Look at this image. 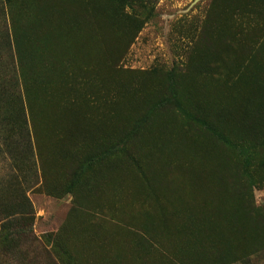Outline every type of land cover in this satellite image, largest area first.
I'll return each instance as SVG.
<instances>
[{
	"label": "rangeland",
	"instance_id": "rangeland-1",
	"mask_svg": "<svg viewBox=\"0 0 264 264\" xmlns=\"http://www.w3.org/2000/svg\"><path fill=\"white\" fill-rule=\"evenodd\" d=\"M0 264H264V0H0Z\"/></svg>",
	"mask_w": 264,
	"mask_h": 264
}]
</instances>
